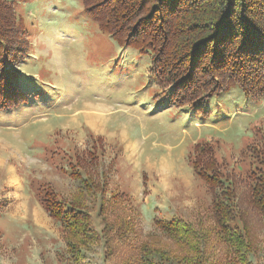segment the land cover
Returning a JSON list of instances; mask_svg holds the SVG:
<instances>
[{"label":"rangeland","instance_id":"rangeland-1","mask_svg":"<svg viewBox=\"0 0 264 264\" xmlns=\"http://www.w3.org/2000/svg\"><path fill=\"white\" fill-rule=\"evenodd\" d=\"M13 7L28 44L25 61L14 64L26 100L0 108V156L19 164L26 183L44 180L70 198L78 181L58 168L68 167L69 155L96 150L95 171L107 178V220L123 212L134 227L101 232L105 221L97 214L98 200L89 196L99 236L82 250L80 262L66 253L60 228L50 219L40 240L24 250L30 247L32 255L16 253V241L0 235V264H126L140 259L146 240L168 241L154 219L209 225L211 195L188 161L197 141L215 146L222 174L235 183L238 196L245 190L252 160L247 146L258 145L264 133V95L251 98L232 85L197 102L173 104L170 88L163 91L152 75L150 53L121 46L102 32L84 13L82 0H24ZM250 213L256 252L249 264H264V224ZM29 236L35 240L37 232Z\"/></svg>","mask_w":264,"mask_h":264},{"label":"trees","instance_id":"trees-1","mask_svg":"<svg viewBox=\"0 0 264 264\" xmlns=\"http://www.w3.org/2000/svg\"><path fill=\"white\" fill-rule=\"evenodd\" d=\"M18 1L24 0H0L1 109L26 100L14 69L28 55L23 23L13 7ZM82 7L119 45L150 53L152 75L163 91L170 88L173 104L197 102L232 85L251 98L264 95V0H82ZM94 140L103 142L101 136ZM259 142L247 146L252 160L239 196L235 183L216 164L215 146L192 144L188 161L211 195L212 221L201 226L182 218L154 219L168 241L146 240L140 259L126 264H249L256 252L250 212L264 224V133ZM97 157L96 150L88 149L69 155L68 167L58 168L78 181L70 198L61 197L49 182L29 181L38 202L58 224L66 253L75 263L99 236L92 228L89 196L98 200L97 214L105 221L101 232L134 227L118 210L116 218L107 220V178L102 170L95 171Z\"/></svg>","mask_w":264,"mask_h":264},{"label":"crops","instance_id":"crops-1","mask_svg":"<svg viewBox=\"0 0 264 264\" xmlns=\"http://www.w3.org/2000/svg\"><path fill=\"white\" fill-rule=\"evenodd\" d=\"M64 34H70V30H66ZM52 50L55 54L58 53L56 48ZM20 71L22 69H19ZM195 124L198 123L195 122ZM24 176L18 163H12L9 159L0 156V235L1 240L16 241L15 245L21 247V250H16V253L24 251L32 242L40 240L38 237L40 231L48 228L51 219L30 190ZM159 211L162 213L163 210ZM18 226L21 227L18 229ZM22 228L25 230L21 233L22 235L14 238ZM32 229L37 232L35 240L33 239L36 237L29 236ZM24 253L32 255L34 250L29 247L28 252L24 251ZM36 253L41 254V249L36 248Z\"/></svg>","mask_w":264,"mask_h":264},{"label":"bare ground","instance_id":"bare-ground-1","mask_svg":"<svg viewBox=\"0 0 264 264\" xmlns=\"http://www.w3.org/2000/svg\"><path fill=\"white\" fill-rule=\"evenodd\" d=\"M99 110V109H98ZM92 113V112H91ZM85 114V113H84ZM95 114V113H94ZM100 114V113H99ZM89 115V114H88ZM99 116V115H98ZM96 117V116H95ZM95 121V120H94Z\"/></svg>","mask_w":264,"mask_h":264}]
</instances>
